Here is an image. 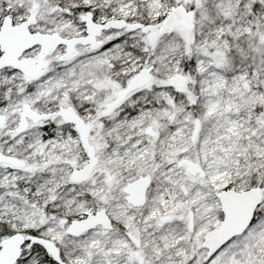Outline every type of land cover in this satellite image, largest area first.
<instances>
[{
    "label": "snow or ice",
    "instance_id": "obj_1",
    "mask_svg": "<svg viewBox=\"0 0 264 264\" xmlns=\"http://www.w3.org/2000/svg\"><path fill=\"white\" fill-rule=\"evenodd\" d=\"M0 264H264V0H0Z\"/></svg>",
    "mask_w": 264,
    "mask_h": 264
}]
</instances>
